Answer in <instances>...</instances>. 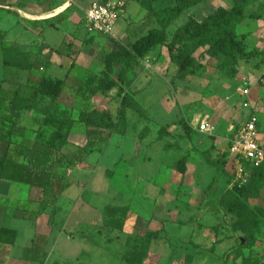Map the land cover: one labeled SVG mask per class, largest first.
I'll return each mask as SVG.
<instances>
[{"label":"rangeland","instance_id":"obj_1","mask_svg":"<svg viewBox=\"0 0 264 264\" xmlns=\"http://www.w3.org/2000/svg\"><path fill=\"white\" fill-rule=\"evenodd\" d=\"M95 1L116 0H0V87L15 90L5 74L25 84L30 64L47 62L42 34L26 17L64 12L57 29L93 62L92 70H70L60 98L40 95L32 109H21L25 145L63 142L52 162L65 187L56 185L54 202L40 188L0 179V225L18 230L14 245L11 236L0 243V264L12 251L15 264H41L28 246L37 234L48 236L45 264H264V161H239L228 143L247 112L240 90L247 86L264 144V0H201L166 25L153 12L172 0H124L109 36L85 29ZM231 27L233 39L215 41ZM112 49L121 55L105 77ZM89 71L99 78L88 108L107 114L112 136L85 149L72 79ZM66 74L59 68L54 75ZM129 97L144 104V117L124 108ZM50 110L58 119L44 122ZM6 147L0 143V155ZM77 154L81 160L65 167ZM43 199L49 206L40 213Z\"/></svg>","mask_w":264,"mask_h":264},{"label":"trees","instance_id":"obj_2","mask_svg":"<svg viewBox=\"0 0 264 264\" xmlns=\"http://www.w3.org/2000/svg\"><path fill=\"white\" fill-rule=\"evenodd\" d=\"M200 1L201 0H172L171 5L154 11L153 15L166 25L172 22L185 10L198 5ZM64 15V12H62L53 18L40 21V23L43 27L56 28V24L52 22V20H59L64 17ZM26 22L33 24V22L29 20ZM214 35L215 41L220 39H233L235 37L233 27L220 29ZM73 47L74 45L72 43H67L65 38L62 45L55 50L59 55H66L74 60L71 68L75 67L78 56V52L74 50ZM120 51L112 49L107 54L104 60L103 70V75L105 77H108L113 71V63L121 55ZM124 51L126 50L124 49ZM4 63L8 62L5 60ZM49 65V60H47V62L43 60H35L32 62L28 68L27 81L25 84H20L17 79H13L12 77L7 78L5 74L4 80L14 83L17 85V88L15 90H6L0 87V110H4V112H0V143H7L5 152L0 155V179L9 182H17L23 187L40 188L44 193L51 194L55 202L58 200L59 195L56 190V185L58 189L62 190L65 187V176L63 173L53 169L52 158L56 152L59 153L62 150L63 142L55 143L54 141L47 142L37 139L33 141L31 146H27L22 139L26 128L20 123L22 115L21 109H32L40 95L50 97L53 100L62 96L66 86V79L69 75L67 74L65 78H58L46 71L38 72V67L42 66L48 68ZM181 77L183 78L185 75H181ZM98 78L99 75L97 73L89 71L84 79H78L77 101L82 107L79 120L87 126L86 134L88 143L85 149L91 148L95 143L106 141L112 136V132H105L106 129L110 128V124L106 118L107 114L98 115L93 108H88L91 97L96 93L95 83ZM123 105L124 108L134 110L142 117L147 113L144 104L134 97L126 98L123 101ZM123 115H125V112ZM56 119L58 118L53 113L51 114V110L44 112V122ZM147 132L148 130H144L142 133ZM58 134L59 132H57L56 135ZM19 137L21 140H18ZM64 139H66V137ZM77 156L78 158L76 159L69 158L64 166L71 167L76 161L81 160L82 157L78 154ZM42 202L43 203L40 204V213H43L49 206L44 199ZM8 236L12 238L9 244L14 245L18 236V230L0 225V243ZM47 244V235L37 234L33 237L31 254L34 262L41 264L47 262ZM51 264H60V262L52 261Z\"/></svg>","mask_w":264,"mask_h":264},{"label":"built area","instance_id":"obj_3","mask_svg":"<svg viewBox=\"0 0 264 264\" xmlns=\"http://www.w3.org/2000/svg\"><path fill=\"white\" fill-rule=\"evenodd\" d=\"M125 1H95L85 12V29L89 34L113 35L120 16L124 11ZM245 97L244 107L247 110L243 121L231 130L228 138L231 153L239 161L250 163L253 167L260 166L264 161V144L259 113L250 100V89L241 87ZM213 127L207 128L212 130Z\"/></svg>","mask_w":264,"mask_h":264},{"label":"crops","instance_id":"obj_4","mask_svg":"<svg viewBox=\"0 0 264 264\" xmlns=\"http://www.w3.org/2000/svg\"><path fill=\"white\" fill-rule=\"evenodd\" d=\"M53 15L56 16L58 14H53ZM45 16L47 17L48 15H45ZM55 16H53V17H55ZM53 17H51V18H53ZM26 18L29 21L33 22V24L32 23L30 24L31 27H29V29L33 30V32L42 34V36L40 38H41L42 42L44 41V44L46 46V47L44 46V51L43 52H44V55H46L45 57L47 58V60H49V62H50V65L48 67V68H50V70L47 72V69H46L47 73L55 76L54 75L55 72H57V70L59 68H61L63 70H66V72L69 75V77H72V76H70V70H72V69H74L76 67H78V69H80V71L81 70L82 71H86L87 68L89 70H92L91 65L93 64V62L87 61V59H88L87 52L86 53H81V51L80 52L78 51V56H77V59H76V62H75V67L71 68L72 67V63L74 62V60L71 57H68L66 55H59L55 51L56 49H58L62 45V43H63V41H64V39L66 37H65V34H63V32L61 30L57 29V27L56 28L55 27H43V25L40 23V21H43L45 19H50V18H44V19H33V18H28V17H26ZM52 22H54L56 24L57 20L53 19ZM51 30L58 31L60 33L59 34L60 37L55 40V35L51 34L49 32ZM55 31H53V33ZM78 79H80V78L73 77V79H72L74 85L77 88H78ZM11 183L16 184V185L19 184L17 182H11ZM3 226L15 228L14 223H10V224L3 225ZM33 237H34V235L31 238L28 239V246L32 245ZM12 254L13 255H17L15 252L13 253V251H12ZM12 254L8 256L6 264H15V260L16 259H15V256H13Z\"/></svg>","mask_w":264,"mask_h":264},{"label":"bare ground","instance_id":"obj_5","mask_svg":"<svg viewBox=\"0 0 264 264\" xmlns=\"http://www.w3.org/2000/svg\"><path fill=\"white\" fill-rule=\"evenodd\" d=\"M68 7V4L62 6L61 11L65 10Z\"/></svg>","mask_w":264,"mask_h":264}]
</instances>
